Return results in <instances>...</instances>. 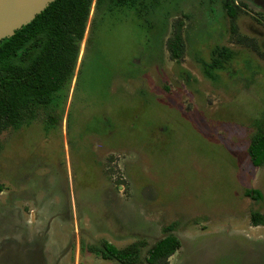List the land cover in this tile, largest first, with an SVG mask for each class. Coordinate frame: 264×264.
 <instances>
[{"label": "rangeland", "instance_id": "374dc122", "mask_svg": "<svg viewBox=\"0 0 264 264\" xmlns=\"http://www.w3.org/2000/svg\"><path fill=\"white\" fill-rule=\"evenodd\" d=\"M177 23L180 62L167 50ZM99 35L76 93L78 68L68 100L0 131V249L13 264H118L90 247L140 243L147 264L172 225L169 264H264L251 220L264 166L248 155L264 131V0H145ZM221 47L214 82L199 61Z\"/></svg>", "mask_w": 264, "mask_h": 264}, {"label": "trees", "instance_id": "16d2710c", "mask_svg": "<svg viewBox=\"0 0 264 264\" xmlns=\"http://www.w3.org/2000/svg\"><path fill=\"white\" fill-rule=\"evenodd\" d=\"M144 4L145 0H56L12 37L3 39L0 42V131L9 127L20 129L37 119L41 110H55L68 100L78 68L76 93L86 73L89 52L99 44V34L114 27L122 16L140 17ZM225 6L228 15L235 17L236 9L229 1ZM86 34V47L79 63ZM95 50H98L97 46ZM167 50L176 62H180L185 54L179 23L167 41ZM96 55H101L100 51ZM230 57L231 51L221 47L215 49L210 61L200 59L205 77L216 82L218 72ZM248 155L253 166H264V131L253 135ZM3 190L4 186L0 184V193ZM245 193L255 200L263 199L258 190ZM251 220L256 226L264 225V214L254 212ZM165 231L167 234L148 248L147 264H169L170 257L182 246L173 233L174 226ZM141 246L133 243L118 248L103 241L100 247L91 246L90 251L103 260L118 264H140Z\"/></svg>", "mask_w": 264, "mask_h": 264}, {"label": "water", "instance_id": "95a60500", "mask_svg": "<svg viewBox=\"0 0 264 264\" xmlns=\"http://www.w3.org/2000/svg\"><path fill=\"white\" fill-rule=\"evenodd\" d=\"M56 0H0V42L31 23Z\"/></svg>", "mask_w": 264, "mask_h": 264}, {"label": "flooded vegetation", "instance_id": "af4514ba", "mask_svg": "<svg viewBox=\"0 0 264 264\" xmlns=\"http://www.w3.org/2000/svg\"><path fill=\"white\" fill-rule=\"evenodd\" d=\"M10 249L16 250V247L11 246ZM8 251V252H7ZM17 253H13L8 250V246L5 247L4 249H0V261L6 262L7 264H13L14 257L16 256Z\"/></svg>", "mask_w": 264, "mask_h": 264}]
</instances>
